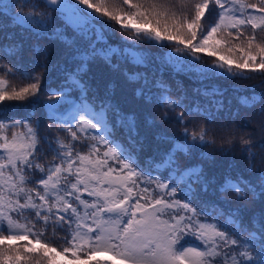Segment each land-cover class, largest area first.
Segmentation results:
<instances>
[{"label": "snow or ice", "instance_id": "snow-or-ice-1", "mask_svg": "<svg viewBox=\"0 0 264 264\" xmlns=\"http://www.w3.org/2000/svg\"><path fill=\"white\" fill-rule=\"evenodd\" d=\"M40 4L51 12L23 11ZM5 7L38 40L57 41L67 66L57 87L44 88V72L35 69L48 71L46 49L34 46L43 59L29 71L21 44L0 45V113L3 102L28 100L46 121L0 119V264H264V107L237 139L235 114L223 115L226 89H195L203 101L186 92L173 98L164 81L122 67L160 60L201 83L264 74V0H0ZM117 26L123 48L108 42ZM142 41L169 49L167 56L146 54ZM5 56L15 58L11 67ZM97 63L138 85L132 114L92 88L87 76ZM255 102L240 98L245 107ZM166 124L177 131L169 134ZM20 126L26 131L9 138L8 129ZM210 134L222 154L238 145L244 163L204 152L216 144ZM149 136L154 150L142 161ZM186 238L199 246H185ZM101 252L108 258L94 259Z\"/></svg>", "mask_w": 264, "mask_h": 264}, {"label": "trees", "instance_id": "trees-1", "mask_svg": "<svg viewBox=\"0 0 264 264\" xmlns=\"http://www.w3.org/2000/svg\"><path fill=\"white\" fill-rule=\"evenodd\" d=\"M94 3H99L100 0H93ZM107 3V0H105ZM25 12H35L37 14L42 12H51V9L46 8L43 4H40L39 7L33 8L31 5L24 8ZM0 12L4 13L0 15V28L3 31H0V45H11L19 43L22 45L20 50L22 60L21 62L29 71L31 70V65L33 62H40L43 59V53L39 55L34 51V46L39 44L41 47L47 50L49 53L48 59L50 61L48 65V71L45 72L43 68L37 67L35 71L37 73L44 72L42 78V86L44 88H55L59 85L62 80L63 69L67 66L65 64L66 57L62 51V46L54 40L48 39H40L38 40L35 35H33L30 31L27 30V25L23 27H19L16 25L14 20H10L9 18L14 14L7 7L0 9ZM55 15V14H54ZM56 26L60 28L65 27V18L63 16H59L56 21ZM69 33H71V29H68ZM8 37H11L9 39ZM111 37V36H109ZM211 60V58L204 60ZM15 62V58L9 59L7 56L4 57L2 63L8 65L9 67ZM122 67H126L130 72L139 71V72H148V75L153 79H159L164 81L171 89L170 95L173 98H176L178 95L186 92L189 98L199 99L203 101V97H200L195 94L194 90L197 88H211L214 85L219 86L222 89H226L224 93V102H225V113L223 114L225 117L233 116L234 119L231 120L232 127L236 130L237 139L241 135H246L251 132L252 128L256 126V121L252 120L253 116H256L257 119L261 117V113H259V109L264 107V74H260L259 71L255 73H251V78L237 77L236 79H215V80H205L203 83L200 82V79L197 78L193 73H190L187 69L180 68H172L168 65L164 64L160 60L153 61L150 66L145 68H134L131 64L122 65ZM246 72H248L246 70ZM3 73L0 72V76ZM249 73L245 74L248 76ZM7 78V77H6ZM11 79V78H9ZM87 79L89 80L92 88L99 92L100 94H106L111 97L112 102L116 103L120 106L122 111H125L127 114H132L133 111L137 108L139 100L135 96V91L138 85L130 83L126 80V78L122 75V73L114 72L111 68L104 65L103 63L92 64L90 66ZM16 83L19 86H23V83L19 81L17 78ZM47 96V93H45ZM246 97L251 99L252 97L256 98V102L254 107H245L240 103V98ZM7 106L0 113V119H4L6 122L11 120H24L31 118L30 122H34L39 120L41 124H46V121L43 118L42 108L37 106L36 104L31 103L28 100L25 101H6L3 102ZM180 111V109H177ZM238 113V114H237ZM154 115L156 119L159 121L160 112L155 111ZM197 120L202 121V117H197ZM251 121V122H250ZM225 122H228L227 120ZM217 124L207 125L209 128L217 127ZM169 134L177 131L176 127L173 124H166L163 126ZM26 129L22 126L17 128H10L7 131L9 138L13 132H25ZM115 134L121 142L127 141V136L123 130V128L115 129ZM141 134H144V129L142 127ZM261 133H257L259 136ZM216 139L215 146L209 145L203 149L204 152L213 153L215 159L217 161H221L224 163H228L231 161H235L239 164H243L244 160L242 154L240 152L239 146L237 145L231 152L227 154H222L218 149L221 146V141L217 137H211ZM154 137L149 136L148 139L145 140V149L141 153L140 159L146 160L149 156L152 155L154 150V145L151 144V140ZM225 148L228 145L225 143L223 145ZM47 147V146H45ZM82 151H87L86 148L81 149ZM49 159L51 158L49 154ZM197 156L195 160H198ZM183 163V161H181ZM259 209V202H257V210ZM215 215V213L213 214ZM219 221H223L226 219V216H219ZM211 222V220H210ZM59 236H63V232L58 233ZM20 243V242H18ZM60 244H63V240L59 241ZM183 243L185 246H199V242L195 238H186ZM61 251V248L57 249ZM64 257L68 261H73L74 257L71 256V253H64ZM107 259L108 257L105 255L97 254V257L94 259ZM119 264V261H117Z\"/></svg>", "mask_w": 264, "mask_h": 264}, {"label": "rangeland", "instance_id": "rangeland-1", "mask_svg": "<svg viewBox=\"0 0 264 264\" xmlns=\"http://www.w3.org/2000/svg\"><path fill=\"white\" fill-rule=\"evenodd\" d=\"M123 35L132 36V35H134V33L124 32ZM108 42L111 45V47H113V48H123L124 47V44L121 41V31L119 29V26H117V30L115 32V35H111V37L108 38ZM129 43H131V42H129ZM139 47L141 49L147 50L146 54L157 56V57L161 54V52H163L164 56H167V53L169 51V49H167V48L161 49L159 46L154 45L153 43H150L148 41L139 42ZM133 51H136V49H133ZM129 59H131V57H129ZM161 62H163V61H161ZM202 62L203 63H211V60L210 59L209 60H202ZM164 64H166L172 68H176V69L179 68V66L171 64V63H164ZM247 73L248 72H246V70H245V74H247ZM98 254L106 256V254H104L102 252L98 253Z\"/></svg>", "mask_w": 264, "mask_h": 264}]
</instances>
